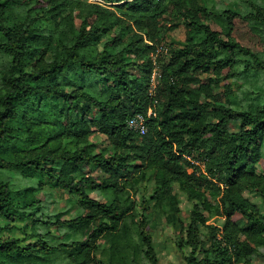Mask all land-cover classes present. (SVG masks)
I'll return each mask as SVG.
<instances>
[{"label": "trees", "instance_id": "1", "mask_svg": "<svg viewBox=\"0 0 264 264\" xmlns=\"http://www.w3.org/2000/svg\"><path fill=\"white\" fill-rule=\"evenodd\" d=\"M100 1L104 4L50 0L58 28H68L70 39L61 37L54 60L37 62L30 72L34 56L44 46L51 51L54 37L42 35L35 19L12 20L8 11L42 0L0 2V54L13 64V71L3 76L6 89L0 94V170L40 174L70 191L86 211L71 224L80 222L89 229L85 240L57 247L39 241L22 248L18 241L0 239V264H48V257L58 250H72L75 264H93L103 237L112 238L114 258L123 263L122 250L131 241L127 221H133L130 192L148 181L156 184L154 201L170 199L173 204L177 186L198 202L186 227L172 218L179 228L178 246L192 251L186 264H234L246 259L264 246V215L245 196V192L260 193L264 200V175L257 172L264 144V104L255 110L234 108L214 95L211 87L216 79L235 72L242 59L245 71H264L258 55L233 36L236 20L264 30V8L254 5V11L242 16L233 11L216 14L200 0ZM108 3L114 11L105 6ZM173 14L191 34L201 35L203 43L190 39L184 47L168 51V62L153 89L156 42L162 21ZM98 45L102 51L93 50ZM130 70L139 75H130ZM197 73L213 77L202 79ZM84 78H96L104 91L93 93ZM49 104L55 118L47 123L65 128L36 147L41 142L32 129L47 124L44 108ZM23 105L28 107L21 111ZM91 110L94 118L89 123ZM150 110L147 133L131 131L128 120L147 116ZM26 118L31 119L26 133L36 139L31 143L36 148L15 157L5 154L6 146L22 139L17 133L24 127L16 126L26 125ZM234 122L240 126L231 131ZM92 127L107 137L110 151L93 152ZM197 158L206 159V167L195 165ZM80 166H96L107 177L96 181ZM204 190L217 205L204 200ZM96 192L113 198L104 202L92 196ZM13 200L9 187L0 181V217L16 218ZM140 209L137 239L148 263L159 264L148 231L146 201ZM203 210L226 220L222 228H209L208 249L200 242L199 226L206 224ZM197 252L204 253L201 260L195 257Z\"/></svg>", "mask_w": 264, "mask_h": 264}, {"label": "rangeland", "instance_id": "2", "mask_svg": "<svg viewBox=\"0 0 264 264\" xmlns=\"http://www.w3.org/2000/svg\"><path fill=\"white\" fill-rule=\"evenodd\" d=\"M200 3L219 15L224 11H233L244 16V14L255 10L254 5L264 8V0H200ZM101 4H104V2L101 1ZM105 6L111 8L112 11L115 10L110 3L105 4ZM52 8L50 0H42L41 3H28L21 7H13L12 10L8 11L12 20L35 19L37 21L36 26L42 35L54 37L52 50L50 51L46 46L41 48L34 56L30 67H28V72L33 71L34 67L38 66L37 62L39 61L52 62L54 60L55 49L61 48V37L65 41L70 39L68 28H58ZM68 14L69 12L63 16ZM182 23V19L177 14L166 16L162 21L161 35L156 42L157 47H164L168 51H171L172 49L184 47L190 39H193L196 44L203 43L201 35L191 34L182 26ZM176 25L181 26L175 28ZM233 36L243 46L257 54L260 60L264 62V30H255L250 24L242 20H236ZM93 50L102 51V47L98 45ZM168 58L169 54L159 52L158 50L156 56L153 57L155 64L153 73L155 72L157 76H160L163 66L168 62ZM251 62L253 61L251 60ZM234 70L235 72L231 75L216 79L215 84L211 87L212 93L218 96L223 103L234 108L249 110L260 108L264 104V71H245L243 59ZM12 71V59L0 54V94H3L6 89L3 76ZM129 73L132 76L139 75L135 70H130ZM197 75L202 79L209 76L213 77L212 74L197 73ZM84 83L95 94H101L104 91L103 85L96 78H84ZM202 100L205 101L206 99L203 98ZM27 107L28 105H23L21 111ZM34 110L35 106H32V111ZM44 111L47 113L45 122H52L55 118L53 106L49 104L44 108ZM89 115L90 123V120L94 118L93 110H91ZM30 121L31 119L26 118V125L23 122L17 124V128L24 127V131L17 133V136L22 137V139L20 138L21 140L17 143L6 146L4 149L5 154L15 157L24 151L40 147L46 143L47 139L54 135L56 130L65 128L62 124L53 127L49 123L40 128H33L32 132L37 134L36 139L41 142L39 146L33 147L31 143L36 139L33 140L30 134L26 133ZM62 121L63 119H61L60 123ZM239 126V122H234L230 124L229 129L236 131ZM92 129L94 134L90 138V145L93 147V152L110 151L112 147L107 137L98 128L92 127ZM44 139L46 140L44 141ZM206 161V159L197 158L195 165H200L204 168L206 167ZM80 167L96 181H102V179L107 177L96 166ZM257 172L260 175H264V144L261 161L257 164ZM0 181L9 187L11 195L14 198L13 201L16 205L15 210L17 214L13 220L0 217V228L2 229L0 239L2 241H18L19 246L25 248L39 241H45L50 247H57L62 244H71L86 239L89 229L80 222L74 225L71 224L72 221L81 219L86 211L79 204V198L70 191L56 186L47 177L35 173L29 174L14 170H0ZM155 189V182L148 181L140 183L135 190L130 192V199L134 206L133 221L135 222L130 219L127 221L131 241L126 243V249L122 250V253H125L126 260H123V263L117 261L114 258L116 251H113L112 248V238L103 237L97 243L95 252L96 262L93 264H149L142 253V245L136 235V229L142 215L140 206L145 201L148 208V231L153 239L159 257V264H186L185 259L192 255V251L190 248H180L178 246L179 228L172 222V218L175 220L180 219L186 227L190 223L192 210L198 202L189 199L177 186L174 187L172 193V197L175 199L173 204L170 199L157 202L151 199ZM92 196L104 202H108L113 198L110 194H102L100 192L93 193ZM245 196L264 215V200L261 194L245 192ZM204 200L217 205V202L207 190H204ZM202 212L206 218V224L199 226L200 242L204 245L205 249H208L210 246L209 228L214 226L222 228L226 220L224 217L216 215L214 211L203 210ZM71 256L72 250L55 251L48 257V264H75ZM195 257L201 260L204 257V253L197 252L195 253ZM41 258L42 255L39 256V259ZM36 262H39V260ZM16 264H31V262L23 261ZM234 264H264V246L255 250L246 259L242 258Z\"/></svg>", "mask_w": 264, "mask_h": 264}, {"label": "built area", "instance_id": "3", "mask_svg": "<svg viewBox=\"0 0 264 264\" xmlns=\"http://www.w3.org/2000/svg\"><path fill=\"white\" fill-rule=\"evenodd\" d=\"M89 3H99L101 4L100 0H85ZM159 52H165L168 54V50L165 49L164 47L158 48ZM161 78V76H157L156 73L154 72L152 77H151V85L153 89L156 88L158 85V80ZM153 115V111L150 110L148 115L145 116L143 114H138L128 120V127L131 131L139 134L140 136H144L147 131H148V118H150Z\"/></svg>", "mask_w": 264, "mask_h": 264}]
</instances>
